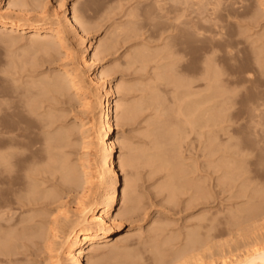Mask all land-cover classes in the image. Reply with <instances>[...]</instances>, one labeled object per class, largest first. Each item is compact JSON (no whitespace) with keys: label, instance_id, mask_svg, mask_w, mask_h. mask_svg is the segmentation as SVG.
Listing matches in <instances>:
<instances>
[{"label":"rangeland","instance_id":"374dc122","mask_svg":"<svg viewBox=\"0 0 264 264\" xmlns=\"http://www.w3.org/2000/svg\"><path fill=\"white\" fill-rule=\"evenodd\" d=\"M35 1H37V2H35ZM59 1H61V0H32V1L27 0V2H28L27 5L29 6L28 8L33 11V12H31L32 15L34 14L35 16L36 15L39 16L38 17L39 20H48V19H50L49 17H51V15L55 12L57 7L59 6ZM153 1H154V3H153ZM203 1H205V0H203ZM207 1H209V2L211 1V3H212V4H208V6H207L210 10H212L214 2L218 3V1L216 2L215 0L214 1L213 0H207ZM207 1H205L203 3H207ZM221 1H222V4H220ZM9 2H11V1L10 0H4V2L1 4L3 9H4V12H8L9 10H11L8 6ZM165 2H162V4L160 2V4L162 6L168 4V6H169L170 2H168L166 0H165ZM152 3L154 5L155 0H65L63 7L62 6L60 8L58 7V9L56 11V12H60V11L63 12V10L65 9L66 14L71 16L72 15L71 7L73 4H75L76 5L75 7H77L78 10L82 12V15L84 14V16L86 17V21L91 26H93L94 31L91 30V32L86 35V38L87 37L88 38L93 37V39L96 40L95 45H98L100 42H103V41L108 42L111 39V41H109L111 43L109 46V49L103 54H101V53L98 54L99 59H98V67L97 68L99 71L100 70L109 71V75L110 74L111 75L108 76L106 78V80H111L112 83L116 84L120 89V91L116 94V97H113V98L114 99H120L121 100L120 103H122V107L129 109V113L127 114L128 115V122L120 123L119 125H117V127L115 129V133L113 135V140L116 143L115 152H116V155H118L120 152L123 151L121 155H123L125 157L128 156L129 155L128 153L130 152V155L133 154V155L138 157V158L135 157V161L133 162L132 167L131 168L129 167L131 172H133V175L135 174L134 177L136 179V180H134V186L132 189L133 196H135V195L137 196V198H135V200H136L138 205L135 204L136 202L135 203L133 202L135 204V205L134 204L133 205L136 206L135 212L132 216H130L131 219L124 218L122 220L123 230L115 235L113 240L107 244L108 246H105L106 248L99 246L98 250L93 251V252L88 254V255L92 256L91 257L92 261L90 260V263H92V264H95V263L96 264H109V263L110 264H112V263L113 264H147L149 262L148 257L152 255V253L150 251H148L150 245H152L151 241H153L155 243V240L157 239L156 240V242H157L159 238H162V239H159L160 241H158V242L162 243L164 249L168 250L167 252L170 251L169 254L176 252V255H174V257H176L177 253L179 252L178 256H180V258L178 260H176L177 261L176 264H178V263L180 264L181 261H182V264L183 263L189 264L187 259L190 261V264H191V261H192V260H190L192 258L191 254H193V258H192L193 263H195L197 261L195 264H199L200 257L202 260L201 261L202 263L200 262L201 264H204L205 262L208 263V261H209V264L210 263L219 264L222 261V258H224V261H226V262H230V261L234 260V258L241 259V257H243L244 254L249 252L251 247H253L255 245L257 246V244H259V245L264 244V202H263L264 198L261 199L262 200L261 201L258 199H251L249 197V195L251 193L250 189L252 190L253 186H256V188H259V189L261 187V190L264 191V170H260L258 168H255L253 166V163L251 164V162H250V166H249V164L246 166L247 168L250 167V168H248L250 170H248V169L247 170H248L249 174L251 173L250 175L248 173L246 174L249 177H247L245 175L247 177L246 178L247 183H246V180H244V175H242L243 177L242 176H239L236 178H234V176L231 177V180H229V181H232L233 183L226 181L229 178L228 176H230V174L232 175L231 171L233 172V168H232L233 165L231 163H229L230 160L227 159L228 156H230V155L227 154L226 152H224L223 150L219 151V149L216 147V144H214V143L215 142L218 143L220 140H221V142L226 143L227 137L225 138L224 137L225 135L220 134L222 132H220L219 133L220 135L218 134L217 136H216V134H212L213 135L212 139L210 137L211 134H209L210 136L207 135L208 136V137L206 136L207 139L209 140V138H210L211 141L210 140L209 141L213 145L212 147L213 148L215 147V148L214 149L211 148L212 150H209L210 149L209 148L208 150L210 152H208V150L206 149L207 153H208V155H206V153H205L206 150L204 149L206 147L204 146V144H207L209 142L204 143L203 142V141H205L204 137L209 132L212 133L210 131L211 129L212 130L213 129L216 130V129L211 128V126L210 127L207 126V127H209L208 129L211 128L208 132V129L206 126H204V127L202 126L203 128H201V127H199L200 125L198 123H195V122L192 124H188L187 122L184 121L185 119L181 114H179V116H177L178 115L177 114L178 112H176V104L177 103L175 102L176 100H174L172 98V97H174L172 91H174L175 88H174V86H171L170 84H168V82H164L163 78L159 79L157 72L158 71L161 72L163 69L162 67H167L169 65V62H171L172 57L175 60L180 59L181 61L179 60V62H177L175 64V69H178V72H177V70L175 72V76L177 78L179 76V78L184 77V78H187L189 80H192L193 81L191 84V86L193 85L192 90L194 89L193 91L197 92V90L199 91L201 89L200 87H204L203 85H201V84H204V81L202 82V80H200L201 75H198V73L202 70V67L204 68V66H205L203 60H204V58L206 59L207 56L208 57L215 56V59L217 62L215 67L218 71L221 70L220 71L221 75H222L221 78H225V77L227 78L228 77L232 81H235V82L238 81L239 82L238 85L236 84V85L231 86L232 89L235 90V92H238L237 90H239V95L244 97V99L249 104H251L252 102L254 103V101H255L254 99H257L260 96H262L261 98H264L263 97L264 96V72L262 73V70L264 69V66H263L264 65L263 64V62H264L263 61L264 60V45H263L264 40L261 39V40H263V41H261L259 39V38H261L260 35L264 31V18H263V15H261L262 12L258 8L259 5H264V0H220L219 5H221V6H219V10L217 7V9H215L216 11H214V12H215V15L217 14V16H218V19L215 20L216 23L219 21L220 22L222 21L221 22L222 24L217 23L220 27L222 26V29L220 31L221 34H215V33L210 34L209 33V35H207L208 33H206V34L204 33V37L199 38V40H207L208 43L206 45H203V46H201V45H189V44H185V43H179L178 44L177 36H180L179 32L177 33V31H176L175 32L176 35L174 32H170V31L164 32V31H166V28H167L165 25L169 24V20L167 18H165V15L167 14L168 16H170L171 14H168L164 9H163V11L161 9L162 12L160 11L159 16H160V19H162V20L159 19V16H158V19L154 18L155 21L153 19H149V17L152 18V15H151L152 13L150 15L146 16L148 14V12H146V11H149V13L154 11L155 5L152 6ZM163 3H165V4L163 5ZM149 4H150V6H149ZM35 5H37V8H39V10L36 8H33V7H35ZM43 5H45V6L43 7ZM147 6L153 7L152 8L153 10L146 9V8H148ZM30 7H32L35 10H33ZM40 7L44 8L43 9L44 12L41 11V13L43 12L42 14L40 13V9H41ZM144 9L146 10L145 13H143ZM36 10H37V12H35ZM52 10H54V11L51 14ZM229 11H231V12H229ZM233 16H235V17H233ZM52 18H54V17H51V19ZM156 21L158 22L159 26L162 24H164V25L160 26L158 28V27H156V25L154 26V24H152V22L154 23ZM159 21L161 23H159ZM206 24L210 25V23H206ZM94 25H95V27H94ZM119 27L121 30L119 29ZM164 27H165V29H164ZM0 29H1L0 32H2V33H0V94H1V90H2L1 95L3 97H5L4 99L8 100V103L10 105L13 103V105H11V106H13V110L11 108L7 112V114L6 113L3 114L1 111V113H0V124L6 125V123H7L6 126L7 127L10 126L11 129L13 127L17 126L15 128V131H12L14 134L12 132H10L9 135H11V134L16 135L15 132L17 134H20L21 136L18 139L20 141H22L24 144H30V145L33 144V145L38 146L39 144L40 145L42 144L41 142L45 143V141H42V140H45V138L42 135H44L45 137H48L47 135H49L50 137L53 136L54 140L57 138L56 135H58V138L61 139V140H59L57 138L60 141V142H58V144L60 143V147H63V148L61 149L60 147H58L57 150H60V151L59 152L57 151V152L60 154V157L62 155L63 160H65L64 158H66V160L68 161V164L70 163L69 166L75 168L76 172L77 171L79 172V173L77 172V174L80 175L82 173L81 171H83V170L88 171L89 170V172H91V175L93 176V180L99 181V180H97V178H94V177H96L100 172H102L100 174H101V177L103 179H101L99 181L101 184L100 183L94 184L95 189L93 188V190H92V193L97 192L95 194L96 195L95 197L96 198L98 197V199H101L100 197L102 196V193L106 192L107 187H108V179H109L108 174L106 171H104L105 170L104 168H102V170L104 172L102 170H100L101 168L98 169V170H100L98 172L96 165H95L94 157H93L94 151H92L90 149V147L87 145V142L90 140L89 139L90 137H88V133L87 134H85V133L81 134L80 129H78V127L76 125L77 124L76 122H78V121H76V119L78 117H83L84 119L89 121L91 118V114L94 113L95 114L94 117L98 118V116L101 112L100 109L98 107H96L97 109L95 108L93 110L94 111L93 113H92V111L90 112L89 109H88L89 111H87L83 107V103H82L83 100L80 99L79 96H78L79 97L78 98L74 94H67L68 93L67 91H65L66 94L65 93L61 94L62 97L59 94H58L59 96L53 94L52 95L53 97L52 96L49 98L47 97L48 99L45 96L43 99H40L42 97H41V95L37 94L38 88H36L33 91V89L35 87L33 88V85H30L31 80H33L32 82H34V81L38 82L39 79L45 80L44 78L48 77V75H47L48 73H50V72L52 73L53 71L55 73V72H57V70H61L63 68L64 62H60L58 60H56V61L53 60V62H52V60H46L45 57L40 55L39 52L32 49L29 45L30 44L29 40H31L30 37L31 38L33 37L32 34L21 33V31L11 32V31H9V29L2 30V29H4L2 27ZM3 31L4 32L6 31V32L4 33ZM217 31H219L218 28H217ZM2 34H3V36H2ZM67 34L69 35V33H67ZM169 34H171L172 36L170 35V37L174 38L175 40L172 38H171L172 39L171 40L170 37H168ZM210 35H212V36H210ZM41 36H43V33L40 34V37ZM3 37L5 40L3 39ZM6 40H7V42H6ZM215 42H216V44H224L226 46V50L229 53V60H231L230 63L232 65L231 66L232 69L238 68L241 65H243L245 68L250 70V71L244 73V75L242 76L243 78L238 77L233 70H229L230 67L224 63L223 59H221V57L219 55L221 50H220V48L215 46L216 45ZM257 42L259 44H256ZM213 43H214V45L212 46ZM180 44L182 46H180ZM169 45H171V46H169ZM183 45H184V47H183ZM83 46H84V44L79 45V47H77V48L82 49ZM209 46H210V48H209ZM211 46H212V48H211ZM179 47H181V48H179ZM139 48H141V49L144 48V49H142V52L144 50H146L145 52L147 54L145 52H143V54L146 56L147 60H145L146 58L144 57L145 61L144 60L143 61L138 60L135 62L130 61L131 56ZM183 48H185V50ZM254 48H255V50H254ZM100 49L101 48L99 47L96 49V51L98 50L97 52H99V51H101ZM141 49H139V50H141ZM172 49H174V50L176 49L178 52H175V51L173 52ZM181 49H183V51ZM212 49L213 50L218 49V50L213 51ZM261 49H263V51ZM148 51H150V52H148ZM254 52L257 53L256 55L258 57L254 54ZM149 53H150V55H149ZM214 54H216V55H214ZM171 55H172V57H171ZM163 58H165V59H163ZM256 58H257V60H255ZM259 60L262 61L261 62L262 64H260L262 67H260V65L258 64V63H260ZM178 63H180V64H178ZM176 65H177V67H176ZM160 67H161V71H160ZM261 68H263V69H261ZM187 70H188V72H187ZM184 72H186V75ZM226 73H227V75H226ZM230 73H231V75H230ZM155 74H157V76H154ZM190 75H192L193 77H191ZM197 75L200 76L199 79H198ZM80 76H81V79L83 81L84 90L86 92L88 91L86 94L87 95L86 97H87V99H89V102H91V104L94 105L95 99H94L93 94H92L93 92L92 91L89 92V90H91V88L89 87V78H88L86 71L81 69ZM244 76L247 77L248 83L245 82L246 79H244ZM13 79H15V80L12 81ZM147 83H148L149 88L147 87ZM165 83H167L168 85ZM144 84L146 86H144ZM13 86H14V88H13ZM30 86H32V87H30ZM18 87H20L22 89L24 88L26 93L28 91L30 92V90L32 88L33 89L31 90L30 93L28 92L30 95L28 93H27V95L22 94L24 92V90H22V89H21L22 91L20 89H18L19 93L17 91L13 92V90L18 88ZM172 87L174 89H172ZM193 87H195V88H193ZM7 88L8 89L12 88V90L10 89L12 94L9 92V90ZM148 89H150V90H148ZM151 90H152V92L155 93L154 96L156 98L158 97V100H160L159 102L162 105H160L159 107L161 109H162V106H164V107L165 106H168V107L171 106V107H169L171 110V111L169 110V113H167V112L165 113V111H164L165 109L163 111L161 109H159V107L157 106L158 103L157 104H155V103L150 104L151 102L149 103L147 100L144 101L143 98H144V96H146L145 94L146 93L149 94V92H151ZM240 91H241V93H240ZM31 93H32V96H31ZM34 93H35V95L33 96ZM3 94H5V95H3ZM243 94H245V95H243ZM11 95H13V96L11 97ZM2 96L0 97V99L2 98ZM22 96L26 97V98H28V96L29 97L31 96L32 100L30 98H28V99L31 100L32 102H37L38 103V104L36 103L37 106H40L39 108H41V109L37 110L39 108H36L35 114L34 113H28L27 114V111L25 112L24 107L21 106L22 105L21 100L24 99V98L21 99ZM241 96L237 97L236 107L238 108V112L240 111L239 117H241L243 119V121L241 120V118H239L238 123L240 124V126L243 124V126H245V128H247L245 130V128L243 126H241L242 129L240 128L241 129L240 131L242 132V130H243V132L240 135L242 137L248 135L246 137V139L248 141L244 137H243V139H245L249 143L251 141L250 144L247 143L249 149L252 150L253 147L255 148V149H253L254 151L252 150L253 152L251 151V154L249 156V157H251L252 153L255 154V155H253V157L250 158V160H251L252 158L256 159V156H257L256 155V153H257L256 147L258 146V148H260L264 144L263 143L264 142V137H263L264 136V115H263L264 114V111H263L264 108L262 107L263 109H260L261 111L258 110L257 112H254L253 119H254V121H257V123L258 122L259 123L256 125L257 127L255 126L256 128H254L252 131L251 130L252 128L251 127H250L251 129L249 128V125L247 122L248 118L246 119L247 116H245V114L252 107L253 103L251 106H249V104L246 103V107H244L242 109L241 99H240ZM10 98H11V100H10ZM13 98L15 100H12ZM17 98H20V99L18 100ZM33 99L36 101H33ZM140 99H142L141 100L142 102L140 101ZM2 100H3V98L0 101H2ZM16 101L19 103L18 107H17ZM50 101L51 102L53 101V102L51 103ZM32 102L28 104L29 105L28 107H30L32 105ZM20 103H21V105H20ZM145 103H146V105H145ZM172 104H173V107H172ZM151 105H153L154 107ZM95 106H96V104H95ZM247 106H249V108ZM46 110H48V111H46ZM155 111L158 113L156 114ZM170 112H172V113H170ZM47 113H50V114L53 113L51 115L52 120H49L51 118L48 119L45 116ZM25 114H27V115H25ZM158 114L161 115V116H159V120L165 119L166 122L168 120L167 124H169L170 126L168 125L167 127L168 128L170 127L169 130L170 129L173 130L174 128L176 129V127H175L176 124H180L181 126L184 127V131H183V127H182V131L180 132V134L177 137V142H178L177 153L179 154V157L181 156L183 158V160H184L183 163L185 162L184 164L188 163V165H191V166L194 165L195 166L194 169L197 167L195 170H198V171L196 172L194 169H192L193 166L192 167L190 166L191 170H194L195 172L192 171L193 173L191 172L189 174L190 175L189 177L191 178L193 175L192 179H194V177L195 178L200 177V181L204 180V182H200V181H198L197 178H196V180L194 179V182L196 183V189H200V187H198V186H201L200 184H197V181L201 184L206 183L204 186L201 187V188L205 189L204 190L205 193L203 192V189L198 190L201 194L203 193L201 199L200 198H198V200L197 199H195V200L191 199L192 193H190V192L194 193L193 189H190V190L187 189V190H184L183 192H179L181 194H176L175 198L174 197L172 198L171 195L169 194L168 189L165 190L166 188L164 187V184H165L166 180L168 179V174H166L167 170L164 168H162V171H161V169L159 170V168L156 167L157 162L155 163L156 165H154L153 162L148 163L149 161L147 160L148 159L147 157L152 155L151 153L155 152V148L152 147L155 136H154V134L153 135L151 134L152 128L154 130L155 126L150 124V123H152V121H154V120H157L156 118L158 117L157 116ZM197 114L198 113L196 112L195 115H197ZM240 115H243V116H240ZM6 117H9V119H7ZM35 117H37V118L35 119ZM40 117L41 118L46 117L44 119V122L42 120H40ZM160 117H162V118H160ZM167 117H169L170 119ZM37 119H39V120H37ZM34 120H35V122H34ZM53 120H54V122L56 120L57 121L54 123ZM182 120L186 125L183 124ZM41 121H42V124H41ZM50 122H52L53 125H51ZM243 122H245V123H243ZM37 123H39V124H37ZM187 124H188V126H187ZM43 125H44V127H43ZM197 125H199V126H197ZM259 125H261V126H259ZM46 126L47 127L50 126V127L47 128ZM196 126H197V128L195 129ZM10 127H8V128H10ZM20 127H21V129H19ZM37 127H39V128H37ZM68 127L72 128V129L70 128L71 132L69 131V134H68V130H70V129ZM205 127H206V129L203 130ZM66 128H68V129L66 130ZM83 128H85V127H83ZM2 129H4V128H0V130H2ZM41 129H42V131H41ZM198 129H199L200 133L198 132ZM13 130H14V128H13ZM201 130L203 133L205 132L206 134L204 133L205 134L204 135L201 132ZM254 130L258 134L255 133ZM245 131H246V133H245ZM1 132H3V130ZM43 132H45V133L43 134ZM154 132L155 131H153V133ZM249 132L255 133L254 134L255 137L253 136L254 137L253 138L252 137L253 134L252 133L249 134ZM22 133H25V134H22ZM64 133L67 134L66 135L67 137L66 136L62 137V135ZM89 133H91V132H89ZM146 133H148V134H146ZM183 134H185V135H183ZM2 135L3 134H0L1 137H2ZM214 136H216V138H214ZM221 136L224 138H222ZM64 138H65V140H64ZM257 138H259V139L257 141H254ZM216 140H218V141H216ZM260 140H262V141H260ZM120 141H124L125 144L126 143L128 144V147H125L126 149L124 148L121 151H120V145H119ZM252 141L254 142V144ZM56 142H57V140H56ZM124 142H121V143H124ZM255 142L256 143L260 142V144L259 143L255 144ZM210 143L208 145H210ZM164 146L168 147L166 144ZM209 147H211V146H209ZM134 148H136V149L134 150ZM216 148L218 150H216ZM258 148H257V150H258ZM202 149H204L205 152ZM137 150H138V152H137ZM213 150L218 151V153L217 154L214 153ZM55 151H56V149H55ZM134 151H135V154H134ZM248 151L246 150V152H248ZM263 151H264V149H263ZM219 152H220V154H219ZM221 153H223L222 154L223 158L221 157ZM223 155H225V157ZM81 156L84 158H82ZM140 156H142V157H140ZM181 157H180V159H182ZM218 157L219 158L221 157V159H223L222 160L223 162L220 160V162L222 164H224V162L226 161L224 165H226V167H228L230 169L229 170L230 174L228 173V176H227L228 171L223 170V168L227 169V170H228V168L223 167L224 165L222 166L219 161L216 162L217 165L215 164V160H217ZM224 159H225V161H224ZM254 159H252V162L254 161ZM145 162L148 164H146ZM194 162L196 165L194 164ZM88 163L90 164V168L86 167ZM208 163H210L211 165H209ZM206 165H208L207 166V167H209L208 169H207ZM213 165H215L216 167ZM212 166H213V168H212ZM217 166H219V168ZM73 168H71V170H74ZM79 169H80V171H79ZM58 172H60L59 174H61L60 170L57 172H54L53 174L45 173L44 176H47V178L49 176H51V177H49L50 179L49 178L48 179L52 182L49 181V182L43 184V186H45V187L42 186V188L47 187V188H50L49 190H51V189L54 190L55 186L58 185L57 183L61 182V181H58V179L60 178L59 176H61L58 174ZM222 172L228 177L227 179L225 178L226 176H224V174ZM167 173H168V171H167ZM222 175L224 176L225 179L222 178ZM80 176H78L79 181L81 179ZM220 176H221V179H220ZM240 177H242L243 179L240 180ZM232 178H233V180H232ZM254 179H255V181H253ZM221 180H222V182H221ZM252 181H253V183L254 182L255 183L252 184L251 183ZM219 182H221V183H219ZM245 183L248 184L249 186H247ZM80 184H81V181H80ZM217 184L218 185L221 184V185L218 186ZM229 184H233L234 186L232 185L231 187H229L230 186ZM235 184L237 185L236 187H235ZM236 188H237V190H236ZM253 188H255V187H253ZM239 192H242V193L240 194ZM5 195L3 193L2 197L4 199L8 200L7 198H9V195L6 196L7 198H5ZM204 197H206V198H204ZM192 198H193V195H192ZM64 200H65L66 204H68V205H66L64 203L67 207L65 205H63L62 207H60V209L62 211H64V210H66L67 212L69 211L68 214L71 215L70 219H73L75 214H77V210L75 209L76 200H74V198H72V197H70V198L66 197L63 199V201ZM198 201H200V202L198 203ZM248 202H250V204H257V205H255V207L257 206L256 209H258V210L256 211V209H255V211L252 212V213H254L253 216H252V213H249L251 211L244 210L245 204H249ZM54 206H55V204H54ZM13 207L16 208L15 210H13V212L14 213L17 212L15 214V216H19L18 214H20V216L24 215V214H25V216H29L28 213L32 214V211H28V212L23 211V213H22L20 211V209L17 208L16 205H14ZM37 209H39L37 211L40 212L41 214H43V213L47 214L45 207L38 206ZM240 209H241V212L238 211ZM229 211H231V212H229ZM236 211H237V213H236ZM33 212H35V211H33ZM246 212H248L251 215H247ZM200 215L202 216V218L200 217ZM72 216H73V218H72ZM205 217H206V219H205ZM75 218H76V216H75ZM214 218H215V220H214ZM35 220H37V219L35 218ZM210 223L212 226H210ZM155 224H156V226L161 227L162 231H159L157 233L154 232L155 228H156V226L154 227ZM205 225H207V226H205ZM152 227L154 229L153 232H152L153 229H151ZM164 229H165V231H164ZM161 232H164V233L160 234ZM197 232L200 235H197ZM189 233H192V234H189ZM193 233L196 234L197 236L195 235L196 236L195 237ZM154 234L157 238H155ZM156 234L159 236H157ZM201 234H203V235L201 236ZM188 235H190V237ZM154 238H155V240H153ZM55 239H56L55 244H57V245H55V249H56V248H58L59 242L61 239H58V238H55ZM185 240H187V241H185ZM188 240H189V244H188ZM190 240H192V241L190 242ZM163 242H164V244H163ZM191 243H193V245ZM195 243L198 244L197 245L198 248H199V245L201 244L200 248H202V249L200 250V248H199V251H198L197 246H194V245H196ZM190 244L194 247L195 250L193 249V247ZM203 244H206V245H203ZM185 245L187 247H190V248L185 247ZM181 249L184 251H182ZM186 249L189 252V254H186L187 253ZM190 249L193 250L192 251L193 253L191 252ZM48 250H50V249H46V250L42 249L41 252L31 250V252L27 251L28 254H27V252L25 253V251H23L24 253L23 254L21 253L19 255L20 258L22 257L21 260L19 261L20 262L19 264H52L54 259H55L56 253L54 250H53L54 252L51 250L49 252ZM114 250H119V252H117V253H120V252H123V253L118 254L117 255L118 257L114 256L116 258H111L110 257V256H112L111 251L113 252ZM175 250H177L178 252ZM195 251L197 253L196 258L198 256V254L201 253L199 255V259H197V260H196L195 255H194ZM32 252H34V253H32ZM37 252H39V254H36ZM183 252H185L184 254L186 256H184V254H182ZM127 254H128V256H127ZM173 254H175V253H173ZM27 255H28V257H26ZM23 257H24V259H23ZM61 257H62V261H63L62 263L67 264V261H65L66 257H64L63 255H61ZM20 258H18V259H20ZM181 258H182V260H181ZM183 258H184V260H183ZM211 260L213 262H211ZM219 260H220V262H219ZM176 261H174L173 263L175 264ZM173 263H171V264H173ZM17 264H18V262H17ZM149 264H151V263L149 262Z\"/></svg>","mask_w":264,"mask_h":264},{"label":"bare ground","instance_id":"6f19581e","mask_svg":"<svg viewBox=\"0 0 264 264\" xmlns=\"http://www.w3.org/2000/svg\"><path fill=\"white\" fill-rule=\"evenodd\" d=\"M10 1L11 2L8 3L9 4L8 6L11 10H9L8 12H4V9L1 5L4 2V0H0V28L1 27L4 28L2 30L9 29V31H11V32L21 31V33L32 34L33 37L32 38L30 37L31 40H29V42H30L29 45L32 49L39 52L40 55L44 56L46 60H52V62H53V60H55V61L58 60L60 62H64L63 68L61 69L62 71L57 70V72H55V73H54V71L52 73L51 72L48 73L47 74L48 77L46 76L47 78H44L45 80L39 79L38 82H35V81L32 82L33 80H31L30 85H33V88L35 87L34 89L32 88L33 91L36 88H38V91L37 90L36 91H37V94L41 95L42 98H40V99H43L44 96L46 98L47 97L49 98L53 94H55V95L59 94L62 97L61 94L65 93V91H67L68 92L67 94H74L77 97L79 96L80 99L83 100V102H82L83 107L87 111L90 110V112L92 111V113H93L94 112L93 110L96 107H98L100 109L101 112H100L98 118L94 117L95 116L94 113L91 114V118L89 121L84 119L83 117H78L76 119V121H78V122H76L77 123L76 125H77L78 129H80L81 134H84V133L87 134L88 133V137H90L89 138L90 140L87 142V145L90 147V149L92 151H94L93 157H94L96 168H97V170L100 168H101L100 170H102V168H104L105 169L104 171L107 172L109 179H108V187H107L106 192L102 193V196L100 197L101 199H98V197L96 198L95 194L97 192L92 193V190L94 188V184L100 183L99 181L101 179H103L101 177V174H100L102 172H100L96 177H94V178H97V180H99V181L93 180V176L91 175V172H89V170L88 171L87 170L81 171L82 172L80 174L81 176L79 174H77L78 171L76 172L75 168L69 166L70 163L68 164V161L66 160V158H64L65 160H63L62 155L60 157V154L58 153L60 151V150H57V148L60 147V143L58 144V142H60L59 140H61L58 138V135H56V137L59 140L57 138L54 140L53 136L50 137L49 135H47L48 137H45L44 135H42L45 138V140H42V141H45V143L40 141L42 144L41 145L39 144L38 146L33 145V144H31V145L30 144H24L22 141H20L18 139L21 136L20 134H17L15 132L16 135H12V134H11L12 136L9 135L10 132L15 131V128L17 126L13 127L14 128V130H13V128L11 129L10 126H8L10 128H8L6 126L7 123H6V125L0 124V128H4V129H2L3 132H1L2 130H0V134H3V135L5 134L4 136L2 135V137L0 136V264H17V262L19 264L20 263L19 261L22 258V257L20 258L19 255L21 253L23 254L24 253L23 251H25V253L27 251L31 252V250L41 252L42 249H45V250L50 249L51 251H53V250L55 251L56 255H55V259H54L52 264H63L61 255L66 257L65 261H67V264H92V263H90L92 256H90L88 254L93 252V251L98 250L99 246L104 247V248H106L105 246H108L107 244L113 240L115 235L123 230L122 220L124 218L131 219L130 216H132L134 214L135 209H136V206H134V205L137 204V202L135 200V198H137V196L136 195L133 196V194H132V189L134 186V180H136L134 177L135 174L133 175V172H131V170L129 169V167L130 168L132 167L133 162L135 161V157H137V156H135L133 154L130 155L129 151H128L129 155L127 154L128 156H126V157L121 155L123 151L120 152L118 155H116V152H115L116 143L113 140V135L115 133V129H116L117 125H119L120 123L128 122V115L127 114L129 113V109L122 107V103H120L121 102L120 99H114L113 98V97H116V94L120 91V89L116 84H113L111 80H106V78L111 75V74L109 75V71H106V70H100L99 71L97 68L98 67V59H99L98 54L99 53L103 54L109 49V46L111 44L109 41H111V39L108 42L103 41V42H100L98 45H95L96 40H94L93 37L92 38H88V37L86 38V35L88 33H90L91 30H93V26H91L86 21V17L84 16V14L82 15V12L79 11L77 7H75L76 6L75 4H73L71 7V10H72L71 16L66 14L65 9L63 10V12L62 11L56 12L58 7L59 8L61 6L63 7L65 0L59 1V6L55 10V12L53 13L54 10H52V12H51V14L53 13L52 14L53 16L51 15V17H54V18L51 19V17H49L50 19H48V20H39L38 19L39 16H37V15L35 16L34 14L32 15L31 12H33V11L28 8L29 6L27 5L28 4L27 0H10ZM166 1L170 2L169 6H168V4L164 5L166 3L165 0H163V1L162 0H155V4H154L155 6L153 5L154 1L152 3V6H154V11H152L150 13H149V11H146L145 9L143 11V13H145V11L148 12V14L146 13L147 15L145 14L146 16H148L152 13L151 14L152 18L149 17V19H153V20H154V18L158 19V16H159L161 9H162V11L164 9L168 14H171L170 16H168L167 14L165 15V18H167L169 20V24L165 25L167 28H166V31H164V32L170 31V32L175 33L177 31V33L178 32L180 33L179 35L188 34V35L195 37L197 40H199V38H203L204 33L205 34L208 33L207 35H209V33L210 34H214V33L215 34H221L220 31L222 29V26L220 27L218 24H220L222 21L217 22L218 24L216 23L215 20L218 19V16H217V14L215 15V12H214V11H216L215 9H217V7L219 10V6H221V5H219L220 0H215L216 2L218 1V3L214 2L212 10H210L207 7L208 4H212L211 1L209 2L207 0H205V1H207V3H203V2H205L203 0H166ZM35 2H37V1H35ZM160 2H161V4H162V2H165V3H163L164 6H162L160 4ZM220 4H222V1ZM44 6L45 5H43V7ZM149 6H150V4H149ZM30 8H32V7H30ZM33 8H36L39 10V8H37V5H35V7H33ZM152 8L153 7H148L146 9L153 10ZM258 8L262 12L261 15H263V18H264V5H259ZM41 9H40V13H41V11H43L44 8H41ZM33 10H35V9H33ZM35 12H37V10ZM229 12H231V11H229ZM233 17H235V16H233ZM159 19H160V16H159ZM160 20H162V19H160ZM159 23H161V22L159 21ZM206 23H210V25L209 24L207 25ZM152 24H154V26L156 25V27H158V28L160 26L164 25V24H162L159 26L157 21L154 23L152 22ZM94 27H95V25H94ZM217 28L219 29V31H217ZM119 29H120V27H119ZM164 29H165V27H164ZM0 31H1V29H0ZM0 33H2V32H0ZM42 33H43V36L40 37V34H42ZM67 33H69V35ZM3 34H2V36H3ZM170 35L171 34H169L168 37H170ZM175 35H176V33H175ZM210 36H212V35H210ZM260 36H261V38H259V39L264 40V31L262 32V34ZM171 38L172 37H170V39ZM3 39H4V37H3ZM172 39H174V38H172ZM263 40H261V41H263ZM6 42H7V40H6ZM82 44H84L83 48L78 49L77 47H79V45H82ZM215 44H216V42H215ZM256 44H259V43L257 42ZM184 45H183V47H184ZM213 45H214V43L212 44V46ZM169 46H171V45H169ZM180 46H182V45L180 44ZM212 46H211V48H212ZM99 47L101 48L100 49L101 51L97 52L99 49L97 51H96V49ZM179 48H181V47H179ZM209 48H210V46H209ZM255 48H254V50H255ZM139 49H141V48H139ZM139 49H137V51H135V52L133 51L134 54L131 56L130 61H132V62H135L138 60L143 61L144 57L146 58V56L143 54V52H145L146 50H144L142 52V49H144V48H142L141 50H139ZM183 49L185 50V48H183ZM183 49H181V50L183 51ZM172 50H173V52L174 51L178 52L176 49L175 50L172 49ZM216 50H218V49H216ZM261 50L263 51V49H261ZM148 52H150V51H148ZM254 54L256 55L257 53L254 52ZM149 55H150V53H149ZM214 55H216V54H214ZM171 57H172V55H171ZM163 59H165V58H163ZM145 60H147V58ZM179 60L180 59L175 60L172 57L171 62H169V65L167 67H162L163 68L162 71H161V67H160L161 72H159V71L157 72L159 79L163 78L164 82H168V84H170L171 86H174V88H175L174 89L172 87V89H174V91H172V90L171 91L173 92L174 97H172V96L171 97L174 100H176L175 102L177 103L176 104V112H178L177 116H179V114H181L185 119L184 121L187 122L188 124H192L195 122V123H198L200 126L199 125H197V126H199L201 128H203L204 126H206V127L211 126V128L216 129V130H214V129L212 130L210 128L211 129L210 130V129H208L209 127H207L208 132L210 130L212 133L209 132L208 134H206L204 132L206 135L201 130V132L205 135V137L207 135L210 136L209 134H211L210 137L212 139V136H213L212 134H216V136H217L220 132H222L220 134L225 135L224 136L225 138L227 137V142L223 143L220 140L218 143L215 142L214 144H216V147L219 149V151L223 150L224 152H226L227 154L230 155V156H228L227 159H229L230 160L229 163H231L233 165L232 168H233L234 173L231 171V173H232V175H231L230 171H229L230 169L228 167H226V165H224L226 162L225 159H224V161H225L224 164H222L220 162V160L221 161L223 160V159H221L223 153H221L220 158L218 157V159L215 160V164L217 161H219L222 166L224 165L223 167L228 168V170L224 169V168H223V170L228 171L227 176L229 173L230 176H228V177L230 179L222 172L224 174V176H226L225 178L226 179L228 178V180H226V181L232 182V181H229V180H231V177L234 176V178H236V177H239L242 175H244V180H246V178L249 177L246 174L248 173V170H250V169H248L250 167L247 168L246 166L248 164L250 166V162H251V164L253 163L252 159H254V158H252L251 160H250V158L253 157V155H255V154L252 153L251 157H249V156L251 154V151L255 148L253 147L252 150L249 149L247 143L250 144L251 141H250V143L247 142L248 140L246 139V137L248 135L243 136L247 141L245 139H243V137L240 135L243 132V130H242V132L240 131L242 129L241 126H243V124L240 126V124L238 123L239 118H241V117H239L240 111L238 112V108L236 107V105H237V97H239L241 95H239V90H237L238 92H235V90H233L231 87V86L236 85V84L238 85L239 82L238 81L237 82L232 81L228 77L226 78L225 76L227 75L228 72L224 76L225 78H221L222 77L221 72H220L221 70L218 71L215 67L216 63H217L215 56H212V57L207 56L206 59L204 58L205 61L203 60L204 65H205L204 68L202 67V70L200 69L202 72L200 71L199 72L200 74L198 73V75H201V78H200V76L197 75L198 79L200 78V80H202V82L204 81L205 85L200 83L204 87H200L201 91L197 90V92H194L193 91L194 89L192 90L193 85L191 86V84L193 82L192 80H189V79L184 78V77L179 78V76L177 78L175 76L176 70L178 72V69H175V64L177 62H179ZM255 60H257V58ZM259 62H260V63H258L259 65L262 64L261 63L262 61L259 60ZM178 64H180V63H178ZM263 64H264V62H263ZM176 67H177V65H176ZM260 67H262V66L260 65ZM81 69L86 71V73L88 75L89 87L91 88V90H89V92L90 91L93 92L92 94H93V97L95 99L94 105H92L91 102H89V99H87V97H86L87 96L86 94L88 91L86 92L84 90V87H83L84 86L83 81H82L81 76H80ZM261 69H263V68H261ZM229 70H230V68H229ZM263 70H262V73L264 72ZM187 72H188V70H187ZM184 73L186 75V72H184ZM192 75H190V76L193 77ZM230 75H231V73H230ZM154 76H157V74H155ZM240 78H243V77H240ZM244 79H246L245 82L248 81L247 77H245V76H244ZM14 80L15 79H13L12 81H14ZM165 84H167V83H165ZM144 86H146V85L144 84ZM30 87H32V86H30ZM147 87L149 88L148 83H147ZM13 88H14V86H13ZM193 88H195V87H193ZM10 89L12 90V88L8 89L9 92L11 93ZM18 89L21 90L22 88L18 87L16 89H14L13 92L14 91L18 92ZM22 90H24V88ZM31 90H30V92H31ZM148 90H150V89H148ZM27 93L24 90V92L22 94L27 95ZM240 93H241V91H240ZM1 94H2V90H1ZM1 94H0V97L2 96ZM5 94H3V95H5ZM34 95H35V93L33 94V96ZM145 95L146 96L143 95L144 101L147 100L149 103L151 102L150 104H154V103L157 104L158 103L157 104L158 107L160 105H162V104H160V102H159L160 100H158V97L156 98L154 96L155 93L152 92V90H151V92H149V94L146 93ZM243 95H245V94H243ZM12 96L13 95H11V97ZM31 96H32V93H31ZM31 96L30 97L28 96V98L31 99ZM261 97L262 96L258 97L257 99H254L255 100L254 103L252 102L253 105H252V103L249 104L246 101L249 104V106L252 105V107L249 109V111L247 113L245 112L247 114V115L245 114V116H247L246 119L248 118L247 122H248L249 128L251 127L252 129L251 128L250 129L252 131L254 128L257 127L256 125L259 123V122L257 123V121H254V119H253L254 112H257L258 110L264 108V98H261ZM2 98H3V100L0 101V113L2 111L3 114L4 113L7 114V112L11 108L13 110V106H11V105H13V103L10 105L8 103V100L4 99L5 97L2 96ZM22 98H24V99H22ZM28 98L22 96L21 97L22 105H21V103H20V105L22 107H24L25 112L27 111V114L28 113H34L35 114V111H36L35 109L39 108L40 106H37V104H38L37 102H32L31 101L32 99L29 100ZM17 99L19 100L20 98H17ZM10 100H11V98H10ZM12 100H15V99L13 98ZM141 100L142 99H140V101ZM33 101H36V100L33 99ZM31 102H32V105L30 107H28L29 106L28 104ZM18 104L19 103L17 102V107H18ZM95 104H96V106H95ZM173 104H172V107H173ZM145 105H146V103H145ZM151 106H153V105H151ZM249 106H247V107L249 108ZM163 107L164 106H162V109L159 107V109H161L162 111L165 109L164 110L165 113L166 112L169 113V110H170L169 107H171V106H169V107L165 106L164 108ZM40 109L41 108H39L37 110H40ZM46 111H48V110H46ZM196 112L198 113L197 115H195ZM157 113L158 112H156V114ZM170 113H172V112H170ZM27 114H25V115H27ZM52 114L47 113L45 116L49 119L52 117L51 116ZM160 114L157 115L158 116L156 118L157 120H154V121H152V123H150V124L155 126L154 130L152 128V133L150 132L152 135L154 134V136H155L154 141H153V145H152V147L155 148V152L151 153L152 155L147 157L148 158L147 160L149 161L148 163L153 162L154 165H156L155 163L157 162L156 167H158L159 170L161 169V171H162V168H164L168 171V173L166 171V174H168V179L166 180L164 187L166 188L165 190L168 189L169 194L171 195L172 198L173 197L175 198L176 194H181L179 192H183L184 190H187V189L188 190L193 189L194 193L190 192L193 195V198H192V195L190 194L191 199H193V200H195V199L198 200V198L201 199L203 193L201 194L198 190L203 189L201 187L204 186L206 183H204V184L202 183L203 184L202 185L201 183L198 182V181H200V177H196L198 179L197 184L201 185V186L197 185L198 187H200V189H196V183L194 182V179L196 180V178L194 177V179H192L193 175L190 178L189 174L192 171H194L197 167L194 169V167H195L194 165H192L193 166L192 167L191 165H188V163L184 164L185 162L183 163V161H184L183 158L180 156L182 158V159H180L179 154L177 153V151H178V149H177V146H178L177 145L178 144L177 137L180 134V132L182 131L183 126H181L180 124H176V126H175L176 129L174 128L173 130L172 129L169 130L170 127L169 128L167 127L169 125V124H167L168 120H167V122L165 121V119L159 120V116L162 115V114L161 115ZM243 115H240V116H243ZM162 117H160V118H162ZM6 118L9 119V117H6ZM36 118L37 117H35V119ZM45 118L40 117V120H42L44 122ZM167 118H169V117H167ZM37 120H39V119H37ZM49 120H52V118ZM241 120L243 121L242 118H241ZM42 121H41V124H42ZM34 122H35V120H34ZM53 122H54V120H53ZM182 122H183V120H182ZM50 123H51V125H53L52 122H50ZM243 123H245V122H243ZM37 124H39V123H37ZM183 124H185V123L183 122ZM188 124H187V126H188ZM197 126L195 127V129L197 128ZM259 126H261V125H259ZM43 127H44V125H43ZM49 127H47V128H49ZM81 127L82 128L85 127V128H83L84 130ZM206 127L203 130H205ZM243 127L245 128V126H243ZM37 128H39V127H37ZM68 128H66V130ZM19 129H21V127ZM71 129L68 130V134H69V131L71 132ZM246 129L247 128H245V130ZM41 131H42V129H41ZM153 131H155V132L153 133ZM183 131H184V127H183ZM89 132H91V133H89ZM198 132H199V129H198ZM254 132H255V130H254ZM44 133L45 132H43V134ZM245 133H246V131H245ZM250 133H252V132H249V134ZM255 133H257V132H255ZM255 133H252L253 134L252 137L253 136L255 137V135H254ZM22 134H25V133H22ZM64 134L62 135V137L67 135L66 133H64ZM146 134H148V133H146ZM185 134H183V135H185ZM216 136H214V138H216ZM205 137H204V140L206 142L205 141H203V142L204 143H207V142L210 143V141H211L210 138H209V140H210L209 141L207 139V137L206 138ZM224 137H222V138H224ZM65 138H64V140H65ZM258 139L259 138H257L254 141H257ZM56 140H57V142H56ZM216 141H218V140H216ZM260 141H262V140H260ZM121 142H124V141L119 142L120 151L122 149H124L125 147H128L127 143L125 144V142L124 143H121ZM209 143L204 144V146L206 147V148H204L205 150L206 149L208 150L209 148H210L209 150H212L211 148H213L212 147L213 145L211 143H210V145H208ZM258 143L260 144V142H257V143L255 142V144H258ZM165 144L168 147H165L164 146ZM253 144H254V142H253ZM209 146H211V147H209ZM262 146L260 148H258V146L256 147V152H257L256 155L260 154L263 151L264 146L263 147ZM60 148L62 149L63 147H60ZM217 148H216V150H218ZM257 148H258V150H257ZM55 149H56V151H55ZM135 149L136 148H134V150ZM204 149H202V150L204 151ZM207 150H206V152L204 151L206 153V155H208ZM209 150H208V152H210ZM246 150L247 151L249 150L248 151L249 153L246 152ZM137 152H138V150H137ZM213 152L216 154L218 153V151H215V150H213ZM134 154H135V151H134ZM219 154H220V152H219ZM223 156L225 157V155H223ZM140 157H142V156H140ZM82 158H84V157H82ZM148 163H146V164H148ZM194 164H195V162H194ZM208 164L211 165L210 163H208ZM190 166L194 170H191ZM207 166L208 165H206V167ZM213 166H215V165H213ZM213 166H212V168H213ZM219 166H217V167L219 168ZM86 167L90 168V164L88 163ZM71 168H73L74 170H71ZM208 168L209 167H207V169ZM80 169H79V171H80ZM59 170L61 171V174H59L60 172H58V174L61 175L59 177L62 180L60 178H59L60 180L58 179V181H61V182L57 183L58 185L56 184L57 186H55V189L49 190L50 188H47V187H46L47 189L42 188L43 184L49 182L50 181L49 177H51V176H49L48 177L49 179H48L47 176H44V174L45 173L53 174L54 172H57ZM100 170H98V172ZM195 171L197 172L198 170H195ZM78 176L81 177V179H80L81 184H80V181L78 179ZM224 176L222 175V178H224ZM242 177H240V180L243 179ZM220 179H221V176H220ZM232 180H233V178H232ZM253 181H255V179ZM253 181L251 182L252 184L255 183V182L253 183ZM50 182H52V181H50ZM200 182H204V180L200 181ZM221 182H222V180H221ZM221 182H219V183H221ZM246 183H247V180H246ZM220 185H218V186H220ZM229 185H230L229 187H231L233 184H229ZM246 185L249 186L248 184H246ZM236 186L237 185L235 184V187ZM43 187H45V186H43ZM253 187H255V188H253ZM253 187H252V190L250 189L251 193H250L249 197L251 199H258V200L263 199L264 198V191L261 190V187H260V189L256 188V186H253ZM204 190L205 189H203V192H204ZM236 190H237V188H236ZM3 193H4V195L6 194L5 198H7L6 197L7 195H9V198H7L8 200H6L2 197ZM239 193L241 194L242 192H239ZM66 197H69V198L72 197V198H74V200H76L75 209L77 210V214L74 213L76 218H75V216H74V218L72 216L73 219H70L71 215L68 214L69 211L68 212L66 210L62 211L60 209V207H62L63 205L66 204L65 200L63 201V199ZM206 197H204V198H206ZM200 201H198V203ZM133 202L134 203L136 202V203L134 204ZM248 203L249 204H245V208L243 207L244 210L251 211L249 213L254 212L256 207H257V206L255 207V205H257V204H250V202H248ZM54 204H55V206H54ZM14 205H16L17 208L20 209V211L22 213H23V211H27V212L32 211V214L30 213L31 214L30 215L28 213L29 216H25V214L21 215V216H20V214H18L19 216H15V214L17 212H15V213L13 212V210L16 209L13 207ZM66 205H68V204H66ZM38 206L45 207L47 214H44V213L41 214L40 212H38L37 211V210H39V209H37ZM257 210L258 209H256V211ZM33 211H35L36 213ZM238 211L241 212V209ZM229 212H231V211H229ZM236 213H237V211H236ZM249 213L246 212L247 215H251ZM253 215H254V213H252V216ZM200 217L202 218L201 215H200ZM35 218L37 220H35ZM205 219H206V217H205ZM214 220H215V218H214ZM155 226H156V224L154 225V227ZM205 226H207V225H205ZM210 226H212L211 223H210ZM151 229H153V227ZM153 231H154V229L152 230V232ZM159 231H162V228L156 226L154 232L157 233ZM164 231H165V229H164ZM162 233H164V232H161L160 234H162ZM189 234H192V233H189ZM195 235L196 234H194V236ZM197 235H200V234H198V232H197ZM202 235L203 234H201V236ZM154 236H155V234H154ZM157 236H159V235H157ZM188 236L190 237V235H188ZM55 238L61 239L59 242V246L56 249H55V245H57V244H55V240H56ZM155 238H157V237L155 236ZM155 238L153 240H155ZM159 239H162V238H159ZM159 239H158V241H160ZM156 240H155V243L153 241H151L152 243L150 242L152 245H150L149 250H148L152 253V255L148 257L149 262L151 264H171L180 258V256H178L179 252L177 250H175L178 252L177 256L174 257V255H176V252H173L175 254H173V253L169 254L170 251L167 252L168 250L164 249L162 243L158 242V241L156 242ZM185 241H187V240H185ZM191 241L192 240H190V242ZM163 244H164V242H163ZM188 244H189V240H188ZM191 244L193 245V243H191ZM197 245L198 244H196L194 246H197ZM200 245H199V248H200ZM203 245H206V244H203ZM185 247H187V246L185 245ZM187 248H190V247H187ZM197 248H198V246H197ZM199 248L197 249L198 251H199ZM193 249H194V247H193ZM201 249L202 248H200V250ZM50 250H48V251L50 252ZM182 251H184V250H182ZM186 251H187V249H186ZM192 251L193 250H191V252ZM34 252H32V253H34ZM39 252H37L36 254H39ZM117 252H119V250H114L113 252L111 251V255L113 257L112 256H110V257L116 258L114 256H117L118 254L123 253V252H120V253H117ZM185 252H183L182 254H184ZM194 253H195L194 254L195 258H196V255H197L196 251ZM27 254H28V252H27ZM186 254H189V252L187 251ZM200 254H198L196 260L199 259ZM127 256H128V254H127ZM184 256H186V255L184 254ZM191 256L193 258V254H191ZM26 257H28V255ZM18 258H20V259H18ZM192 258L190 259V260H192L191 264L193 263ZM23 259H24V257H23ZM235 259L236 258H234V260H232L230 262H226V261H224V258H222L221 262L219 260V262H220L219 264H264V244H262V245L257 244V246L255 245V246L251 247L249 252L244 254L243 257H241V259H239V258L236 260ZM181 260H182V258H181ZM183 260H184V258H183ZM187 261L190 264V261L188 259H187ZM199 261L200 262L202 261L201 257H200ZM149 262L147 264H149ZM200 262H199V264L202 263V262L201 263ZM211 262H213V261L211 260ZM176 263H177V261L175 262V264ZM195 263H193V264H195ZM205 263L209 264V261H208V263L207 262H205ZM180 264H182V261L180 262ZM210 264H213V263H210Z\"/></svg>","mask_w":264,"mask_h":264},{"label":"snow or ice","instance_id":"6c2138e0","mask_svg":"<svg viewBox=\"0 0 264 264\" xmlns=\"http://www.w3.org/2000/svg\"><path fill=\"white\" fill-rule=\"evenodd\" d=\"M177 41L178 43H185L189 45H206L208 43L207 40H197L195 37L188 35V34H183L180 36H177ZM216 47L220 48V57L223 59L224 63L230 67V70H233L235 74L238 77H242L244 73L250 71L249 69L245 68L243 65H241L238 68L232 69L231 63L229 60V53L226 50V46L224 44H216ZM246 100L244 97H241V107L242 109L246 107ZM253 166L255 168H258L260 170H264V151H262L260 154L257 155L256 159L253 161Z\"/></svg>","mask_w":264,"mask_h":264}]
</instances>
